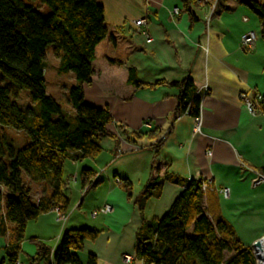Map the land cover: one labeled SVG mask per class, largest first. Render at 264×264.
Returning a JSON list of instances; mask_svg holds the SVG:
<instances>
[{"label": "crops", "instance_id": "crops-1", "mask_svg": "<svg viewBox=\"0 0 264 264\" xmlns=\"http://www.w3.org/2000/svg\"><path fill=\"white\" fill-rule=\"evenodd\" d=\"M98 1L109 35L96 49L84 102L109 110L113 122L108 130L119 144L106 138L97 159L67 162L72 173L64 190L71 199L66 221L53 210L30 222L18 262L49 264L34 261L41 248L52 256L66 230L90 228L100 236L76 253L83 264L90 255L97 257V264H143L136 259L138 230L144 220L162 219L184 191L165 183L161 198L148 201L141 212L134 199L143 193L153 166L185 180H203L210 217L222 216L242 244L251 247L264 236V185H253L257 174L264 175V112L252 116L240 95L254 90L264 96V46L258 40L254 52L241 48L242 37L258 30L255 18L240 0H225L224 5L221 1L215 12L209 5H187L184 0ZM140 19L146 26H135ZM262 28L260 23L261 32ZM58 69L61 78H70L67 83L62 80L68 96L77 83L75 75L60 74ZM133 75L142 84L173 83L190 76L199 92L206 93L198 118L201 131L193 132L197 119L180 117L158 156L148 149L153 143L147 139H128L122 128L129 133L156 129L165 133L172 125L178 95L167 85L138 89ZM70 110L74 113L71 104ZM83 168L95 171L96 180H101L98 187L89 191L81 187ZM117 179L132 186V200ZM106 206H111L110 213L92 216ZM9 240L10 236L0 237V264ZM125 256L133 258L131 263Z\"/></svg>", "mask_w": 264, "mask_h": 264}, {"label": "trees", "instance_id": "trees-1", "mask_svg": "<svg viewBox=\"0 0 264 264\" xmlns=\"http://www.w3.org/2000/svg\"><path fill=\"white\" fill-rule=\"evenodd\" d=\"M240 1L263 25L264 41V2ZM184 2L200 4L197 0ZM108 35L104 7L98 0H36L35 5L25 0H0V71L15 88L28 91L34 104L20 107L12 90L0 86V237L10 236L1 264H17L30 222L55 209L69 212L71 199L64 193L67 162L97 159L106 138L119 144L108 130L113 122L109 110L84 102V88L92 84L96 49ZM49 45L61 60L59 73H73L76 78L68 93L74 124L47 92L45 52ZM131 81L138 89L167 85L178 90L172 125L165 133L161 129L129 133L122 128L128 139L152 142L148 149L158 156L180 117H200L206 93L199 92L190 76L179 82L142 84L133 75ZM11 131L25 134L24 144L18 145ZM81 176V187L87 191L101 184L92 169L82 170ZM165 183L184 191L162 219L144 220L137 232V260L143 264H256L252 249L242 244L234 228L222 216L210 217L203 180H185L153 166L143 193L134 199L141 212L148 201L161 198ZM35 185L43 193L37 198ZM122 185L132 200V186L127 182ZM99 236L96 229L66 230L52 256L41 248L34 261L83 264L76 253L84 250L85 242ZM87 264H97V257L90 255Z\"/></svg>", "mask_w": 264, "mask_h": 264}, {"label": "rangeland", "instance_id": "rangeland-1", "mask_svg": "<svg viewBox=\"0 0 264 264\" xmlns=\"http://www.w3.org/2000/svg\"><path fill=\"white\" fill-rule=\"evenodd\" d=\"M27 3L30 4H34L36 3V0H25ZM228 2H232L234 0H227ZM258 1H262L264 2V0H258ZM226 3L225 0H222V5H224ZM249 13L255 18L257 25H258V30L256 31L257 35H261V30L260 28V22L257 19V17L254 15V13L252 11H249ZM259 44L260 46H264V41L262 39H260L259 37ZM248 52H254L253 51H248ZM46 59L45 62L47 64V71H46V87H47V92L48 95L52 96L53 98H55L57 100V102L61 105V107L64 109V111L68 114V118L69 121L71 122V124L75 123V115L73 114V112L70 110V104H69V96H66V94L63 91V86L62 85V80H64V82H69L70 78L67 79V77H63L61 78L58 75L57 69L60 67L61 65V60L57 59L54 56V47L52 45H49L46 49ZM0 86L3 87H8L12 90L13 92V100L22 108H27L30 107L33 104V101L30 98V94L28 91L26 90H20L17 89L13 86V84L11 83L10 80L8 79H3L2 73L0 71ZM11 134L13 136V138L15 139L16 143L18 145H22L24 144L25 140H26V135L19 133V132H14L11 131ZM85 167V166H84ZM84 169V168H83ZM69 172L68 170V164L66 167V174L65 177L66 179L69 176ZM41 193V189L35 185L34 186V194L35 197H39ZM253 246V245H252ZM251 246V247H252ZM250 247V248H251Z\"/></svg>", "mask_w": 264, "mask_h": 264}, {"label": "built area", "instance_id": "built-area-1", "mask_svg": "<svg viewBox=\"0 0 264 264\" xmlns=\"http://www.w3.org/2000/svg\"><path fill=\"white\" fill-rule=\"evenodd\" d=\"M197 1L200 4L211 6V9L213 12L216 11L219 5V0H215L214 2H210V0H197ZM244 21H247V19H244ZM134 24L136 27L141 28L143 26H146V21L144 19H140V20L135 21ZM258 40H259V36L257 35L256 32H248L241 39V48L245 51H252L255 48ZM152 41L153 39L147 36V43H151ZM240 98L243 104L245 105L246 109L252 116H256L264 112L263 94L257 91H254V90H248V91L242 92L240 95ZM201 128H202L201 122L199 119H197L193 132L196 134L201 131ZM117 183L122 184V182L119 179H117ZM253 185L255 187L264 185V175L257 174L253 178ZM85 190L87 189L85 188ZM203 191L205 194L208 191V186L205 183L203 184ZM222 194L223 196L226 197L229 194V190L228 189L222 190ZM54 211L57 213L59 220L66 221L65 214L61 213L58 209H55ZM110 212H111V206H106L99 211L93 212L92 216L95 217L99 213L108 214ZM263 241H264V236L260 240L257 241V242H261L262 244L261 247L256 246L257 242H255L253 246L251 247L252 253L255 257L256 264H264V262L262 261V259L264 260V242ZM124 260L126 263H131L133 258L131 256H125ZM17 264H21V263L17 262Z\"/></svg>", "mask_w": 264, "mask_h": 264}, {"label": "water", "instance_id": "water-1", "mask_svg": "<svg viewBox=\"0 0 264 264\" xmlns=\"http://www.w3.org/2000/svg\"><path fill=\"white\" fill-rule=\"evenodd\" d=\"M256 246H257V247H261V246H262L261 242H257V243H256Z\"/></svg>", "mask_w": 264, "mask_h": 264}, {"label": "bare ground", "instance_id": "bare-ground-1", "mask_svg": "<svg viewBox=\"0 0 264 264\" xmlns=\"http://www.w3.org/2000/svg\"><path fill=\"white\" fill-rule=\"evenodd\" d=\"M264 242V241H263ZM262 261L264 262V260L262 259Z\"/></svg>", "mask_w": 264, "mask_h": 264}]
</instances>
